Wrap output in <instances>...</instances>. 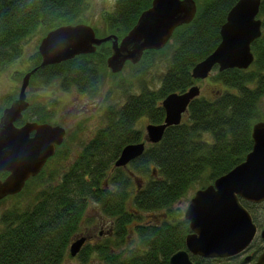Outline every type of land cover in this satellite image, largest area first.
<instances>
[{"label": "trees", "instance_id": "1", "mask_svg": "<svg viewBox=\"0 0 264 264\" xmlns=\"http://www.w3.org/2000/svg\"><path fill=\"white\" fill-rule=\"evenodd\" d=\"M150 1L114 0L112 9L100 14L102 29L92 25L94 33L120 38ZM194 1L193 18L175 27L162 48L144 50L137 63H127L138 77L161 64L156 86L143 84L138 94L110 105L103 115L105 127L82 146L59 183L43 191L37 188L25 203H13L0 212V264H63L90 201L113 221L109 236L113 239L81 245L76 252L81 263L94 255L92 264H168L169 256L184 248L188 223L173 204L189 189L206 186L239 163L251 147L252 124L264 121V0H259L256 17L260 35L250 43V65L220 71L213 67L209 79L218 88L210 97H193L179 123L165 127L160 139L145 145L125 169L112 165L125 144L140 141V131L133 125L137 117L161 122V99L199 81L191 77L190 70L218 43L219 27L236 0ZM86 8L87 0H0V63L17 58L22 51L20 42L27 37L39 34L41 38L59 25L82 23ZM109 52V41H104L93 52L43 67L36 65L34 76L40 73L47 80L57 78L60 87H73L93 97L104 78L120 74L105 66ZM31 59L38 64L37 51ZM44 181L30 182L14 197L28 194ZM239 201L256 221L252 207H260L264 201ZM149 211L162 214L134 225V246L117 248L116 238L123 241L128 237L126 225L140 212ZM258 249V245L251 246L252 253ZM190 258L193 264L244 263L242 259L232 262L234 258Z\"/></svg>", "mask_w": 264, "mask_h": 264}, {"label": "water", "instance_id": "2", "mask_svg": "<svg viewBox=\"0 0 264 264\" xmlns=\"http://www.w3.org/2000/svg\"><path fill=\"white\" fill-rule=\"evenodd\" d=\"M258 6L259 0L234 2L219 27L218 43L192 66V78H205L213 66H217L219 71L249 66L253 60L250 43L260 35V19L256 17ZM195 9L194 0H151L120 38L114 34L97 37L92 27L84 23L59 25L40 38L37 67L93 52L95 46L109 41L110 52L105 58V66L112 73L118 72L125 61L136 63L144 50L162 48L175 27L193 18ZM35 68L24 73L15 105L6 108L0 119V169L9 172L0 181V198L21 189L24 180L34 175L45 159L52 155L53 145L61 141L64 133L59 125L42 124L33 139L36 147H32L28 145L29 142H20L24 127L14 129L11 124L22 108L23 91ZM198 92L199 88L194 84L183 92H171L164 96L160 101L162 121L145 124L144 141L125 144L114 160V166H124L141 154L144 142H157L165 127L178 124L189 101ZM250 136L252 144L244 158L211 183L196 189L189 198L183 210V218L187 220L189 229L184 237V248L173 252L168 264H193L190 255L202 258L230 257L242 252L252 241L256 226L239 199L250 203L264 201L263 121L252 124ZM258 235L264 239V227ZM83 241V236L74 239L69 245V254L74 255ZM247 260L249 256L244 257V261ZM247 264H264V249Z\"/></svg>", "mask_w": 264, "mask_h": 264}, {"label": "rangeland", "instance_id": "3", "mask_svg": "<svg viewBox=\"0 0 264 264\" xmlns=\"http://www.w3.org/2000/svg\"><path fill=\"white\" fill-rule=\"evenodd\" d=\"M113 4L114 0H87V8L84 12V17L86 20H82V23L90 25L91 27L92 25L96 26L99 28V30L102 29L100 14L103 11H110L113 7ZM99 33L100 34H98V36L96 34L95 36L101 37L103 35L111 34L107 32ZM39 38V34H34L21 40V54L8 63H0L1 98L3 93L5 95V91L13 87V85H15L17 90L23 74L28 72L29 68L36 64H33L34 61L31 59V57L36 51ZM133 71L134 68L130 67L129 65H125L118 72L120 73L119 75L113 78H104L102 83L99 85L97 93L93 97L86 96L85 94L76 91V89L73 87H68L67 89L62 87L60 88V80L57 78H53L51 80L45 79V87L42 86V88L39 89L38 76H36L37 78H30L27 89L28 92L35 90L37 96L41 94L43 95L41 99H45L44 104L48 110L52 111V119L56 120V123L60 124L65 130V140L61 152L58 153V155L50 160V162L47 164L45 170L46 178L43 184L38 186L34 185L35 187L30 190V192L33 190L31 194L28 191V194L23 193L22 195L16 197L0 199V212L13 203L20 201L25 203L24 201L27 198L33 197L34 194H36L37 188L43 191L49 188L50 185H56L59 183L62 179V175L67 172L70 165L77 158L81 146L92 140L96 136L99 129L105 127V117L103 116L104 111L110 105L121 104L125 100L126 94L138 92L140 86L143 84L154 88L156 86V80L159 76V73L161 72V64H156L155 66L153 65L145 74L140 77L134 75ZM212 72L213 70L205 79H201L195 83V85H197L199 88V95L210 97L211 93L218 88V85L212 83L209 79ZM145 124H147V119L145 117H140L136 121L135 127L141 129L144 134ZM144 143L145 145L148 144V142ZM113 167H116L114 166V162L112 168ZM109 172H111V169ZM138 181L139 182H136L137 187L140 186V178ZM195 190L196 189H189L185 196L173 204L174 207L179 208L181 215H183V210ZM263 209L264 203L260 207H252V213H254L256 219L255 221L251 217V220L254 224L264 223V215L262 213L264 211ZM158 214L162 213L160 211L140 212L138 214V218L134 221H150L154 219V215L159 216ZM109 221V217L100 213L98 205L90 201L88 202L83 218L80 222L79 229L77 230L75 236L78 238L86 235L90 245L102 243L107 238L113 239L112 237L106 236L105 234L107 233H103L101 236L98 234V230L104 231L108 227L110 224ZM256 237L259 238L258 232L256 233ZM136 241L137 240L134 230L132 226H130L127 238L125 237L123 241H120L116 238V243H119L117 248L124 249L123 246H134ZM247 253H249V250H246L244 254ZM242 255H236V257H234L235 260L231 261L233 262L242 259ZM92 263H95L94 255L88 258L85 263H81L79 258L76 256V253L66 257L63 262V264Z\"/></svg>", "mask_w": 264, "mask_h": 264}, {"label": "flooded vegetation", "instance_id": "4", "mask_svg": "<svg viewBox=\"0 0 264 264\" xmlns=\"http://www.w3.org/2000/svg\"><path fill=\"white\" fill-rule=\"evenodd\" d=\"M36 51H37V47H36ZM39 60H40V56H39ZM127 63H130V62L125 61L122 67L127 65ZM131 64H135V63H131ZM36 65L37 64H35L34 66H31V68L35 67ZM31 68H29V70ZM36 71H37V69L35 68V70L29 75L27 84H26L25 89L23 91L22 108L20 109L19 114L15 115V118L11 121V124L14 127V129H21L22 127H24V132L22 133L23 136L20 139V142H23V141H25V143L29 142L28 145H31L32 147H36V144L34 143L33 139H34L35 134L37 132V129H38V127L40 125L46 123V124H49V125H59V126H61L60 124L56 123V120L52 119V111L48 110V108L44 104V100L45 99H43V100L41 99L43 95L41 94V95L37 96L35 90L30 91V92H28V90H27L30 78H32V77L33 78H37V77L34 76ZM38 80H39L38 88L41 89L42 86L45 87V81H44L45 78L43 76H41L40 73H39ZM20 83H21V81H20ZM19 89H20V84H19V87H18L17 90L15 88V85H13V87H11L10 89H7L5 91V93H6L5 95L3 93L4 96L2 95V98L0 97V119H1V117H2V115H3V113H4L6 108L15 105L16 100H17L18 95H19ZM64 89H67V88H64ZM80 93H82V92H80ZM138 93H139V91L136 92V93H128V94H126L125 98L127 96H129L130 94H138ZM83 94H85V93H83ZM86 96H88V95H86ZM104 114H105V111H104ZM140 117H142V116H140ZM140 117H137L134 120L133 125H134V128H136V129H138L140 131L138 136L140 138V141H142L143 137H144V134L141 131V129L135 127V123ZM147 123H149V122L147 121ZM63 131H64V133L62 135L61 141L58 144H54L53 145V153H52V155H50L49 157H47L45 159L43 164L40 166V168L38 169V171L34 175L28 176L24 180V183H23V185H22L20 190H22L24 188V186L29 184L30 182H35L36 179H39L41 181L45 180V178H46L45 170H46L47 164L50 162V160H52L54 157H56L58 155V153L61 152L64 140H65V130H64V128H63ZM82 146H81V149H82ZM126 165H127V163L124 166H117V167H122V168L125 169ZM8 173L9 172H8L7 169H0V181H2L8 175ZM133 179L135 180V178H133ZM135 182H134V185L137 187V183H135ZM20 190L18 192H20ZM18 192L6 194L3 197H1L0 199H6V198L14 197ZM109 222H110V224L108 225V227L104 231L98 230V234L100 236L103 233H107V234H105L106 236H111L113 221L110 219ZM135 224H138V222L137 221L130 222L129 224L126 225V227H127L126 230L129 231V227L132 226V228H133ZM255 226H256V233L257 232L259 233L260 229L262 227H264L263 225L261 227H258L256 224H255ZM83 237H84V241H83V243L81 245H83L84 243H89L88 237L86 235H83ZM74 239H76V236L74 237ZM254 244L258 245L259 249L255 253H252L251 246L252 245L254 246ZM262 249H264V239H262L261 237L257 238L256 234H255L253 239H252V241L250 242V244L242 252H240L238 254H235L233 256H230V257L218 258V259H231V258L236 257V255L241 256L242 254H244L246 252V250H249V253L244 254L241 257L242 260L244 261V257L245 256H249V260H247V261H245L243 263V264H247L248 262L253 261L255 259V257L257 256V254Z\"/></svg>", "mask_w": 264, "mask_h": 264}]
</instances>
